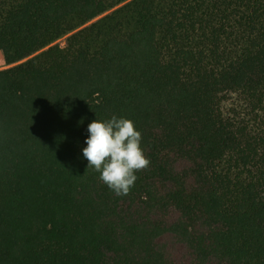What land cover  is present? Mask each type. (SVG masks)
<instances>
[{"label":"trees","instance_id":"16d2710c","mask_svg":"<svg viewBox=\"0 0 264 264\" xmlns=\"http://www.w3.org/2000/svg\"><path fill=\"white\" fill-rule=\"evenodd\" d=\"M0 52V264H264V0H0Z\"/></svg>","mask_w":264,"mask_h":264},{"label":"rangeland","instance_id":"374dc122","mask_svg":"<svg viewBox=\"0 0 264 264\" xmlns=\"http://www.w3.org/2000/svg\"><path fill=\"white\" fill-rule=\"evenodd\" d=\"M59 44L62 46L65 45V40L64 39L60 40ZM6 67L8 66H6L5 64L3 53L0 52V69L6 68Z\"/></svg>","mask_w":264,"mask_h":264}]
</instances>
